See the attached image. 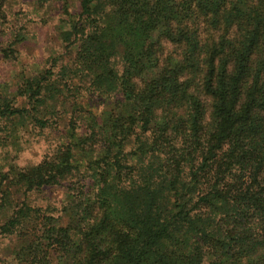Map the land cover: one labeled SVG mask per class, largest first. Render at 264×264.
I'll use <instances>...</instances> for the list:
<instances>
[{
	"label": "trees",
	"instance_id": "trees-1",
	"mask_svg": "<svg viewBox=\"0 0 264 264\" xmlns=\"http://www.w3.org/2000/svg\"><path fill=\"white\" fill-rule=\"evenodd\" d=\"M69 23L70 64L0 113L42 130L66 88L102 112L0 174L15 264H264V0H79ZM161 42L178 55L158 62Z\"/></svg>",
	"mask_w": 264,
	"mask_h": 264
},
{
	"label": "rangeland",
	"instance_id": "rangeland-1",
	"mask_svg": "<svg viewBox=\"0 0 264 264\" xmlns=\"http://www.w3.org/2000/svg\"><path fill=\"white\" fill-rule=\"evenodd\" d=\"M78 6L79 0H0V105L8 101L13 108L25 106L20 92L26 80L47 69L57 73L63 64H70L75 49L71 47L67 53L62 33ZM177 53L176 47L161 42L155 57L163 63ZM57 58L63 61L55 66L53 61ZM63 98L68 106L58 103L53 116H48H52L51 125L42 130L33 128L27 120L0 113V174L7 173L11 178L19 171L31 169L68 142V131L86 132V111L100 117L102 106L95 99L89 101L82 89L75 93L66 88ZM74 101L80 105L77 110L70 107ZM66 191L56 187L39 196L43 202L49 198L58 201ZM11 193L18 197L14 190ZM35 194L36 191L30 192L28 196L32 200ZM5 208V214H9V204ZM14 248L9 237L0 236V264H15Z\"/></svg>",
	"mask_w": 264,
	"mask_h": 264
}]
</instances>
